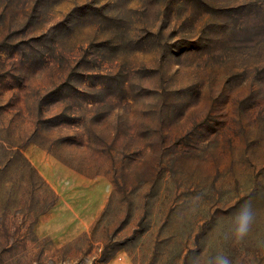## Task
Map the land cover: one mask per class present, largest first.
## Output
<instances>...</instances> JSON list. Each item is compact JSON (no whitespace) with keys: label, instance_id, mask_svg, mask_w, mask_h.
Wrapping results in <instances>:
<instances>
[{"label":"rangeland","instance_id":"374dc122","mask_svg":"<svg viewBox=\"0 0 264 264\" xmlns=\"http://www.w3.org/2000/svg\"><path fill=\"white\" fill-rule=\"evenodd\" d=\"M218 254L264 264V0H0V264Z\"/></svg>","mask_w":264,"mask_h":264},{"label":"clouds","instance_id":"9594fccd","mask_svg":"<svg viewBox=\"0 0 264 264\" xmlns=\"http://www.w3.org/2000/svg\"><path fill=\"white\" fill-rule=\"evenodd\" d=\"M196 211L195 208L192 209ZM256 214L250 201L241 205L237 214L234 217L233 226L230 232L226 235V239H230L234 246L240 245L250 234L252 227L255 223ZM192 264H197L193 259ZM208 264H232V261L227 255L218 254L213 257Z\"/></svg>","mask_w":264,"mask_h":264}]
</instances>
